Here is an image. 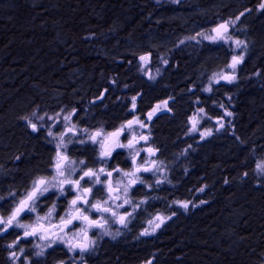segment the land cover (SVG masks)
Listing matches in <instances>:
<instances>
[{"label":"trees","instance_id":"1","mask_svg":"<svg viewBox=\"0 0 264 264\" xmlns=\"http://www.w3.org/2000/svg\"><path fill=\"white\" fill-rule=\"evenodd\" d=\"M159 2L0 0V171L3 174L9 169L14 155L28 158L19 164L23 174L36 168L38 163H46L48 159L47 148L40 138L29 134L24 123L23 117L32 118V110L52 107L63 101L79 102L83 97L98 95L102 87L132 86L134 81L147 87L143 78L136 75L140 70L138 56L134 54L136 44L138 47L146 46L149 40L146 34L151 29L159 36H173L170 32L183 30L176 22L154 24L161 19L155 14ZM195 2L202 11L218 7L219 4L218 0ZM260 2L231 0L227 7L210 16L221 18L232 8L233 12L245 8H252L254 12ZM186 14L177 12L175 16L186 17ZM152 15L156 16L149 22L147 19ZM258 18L264 19V15L243 20L244 31L257 36L253 39L255 45L259 43V37L262 40L258 32L262 23ZM211 20L215 21L207 16L204 22L210 23ZM122 25L124 27L120 30ZM125 35L133 39L134 46L129 44L132 52L110 53L117 40L120 51L129 50L122 39L126 38ZM258 45H262V42ZM167 55L171 66L166 69H171L180 56L173 51H167ZM209 56L203 55V64H209V60H203ZM252 57L254 66L249 63L247 69L251 71L250 75L247 70L242 75V78L248 76L252 79L238 86L241 93L236 94L231 90L224 93L222 84L217 88L218 100L222 105L231 106L230 100L235 104L240 114V118H237L238 133L248 144H256V140L264 136V85L255 81L260 74L264 80V48ZM199 66L197 64L195 68L183 72L182 68L176 72L170 70L168 76L171 80L186 71H192V75L194 71V75L205 72L200 71ZM205 79L204 75L195 86L200 92L205 89ZM184 87L169 83L163 89L155 86L145 91L146 99L169 94L175 100V117L170 122L164 119L159 124L157 138L166 153L172 151L174 141L180 139L184 112H189L191 106L196 105L198 96L195 95L180 100L178 94ZM205 95L201 92L202 100H205ZM249 147L241 148L233 140L227 142L225 137L198 147V152L191 154V157L196 156L192 167L186 165L185 174L175 173L182 179L177 184L173 183L179 188L183 199L191 198V211L195 209L194 205H198V209L186 217H179L173 226L170 224L159 233L154 244L108 246L100 260L106 264H134L153 252L156 264H263L264 191L252 185L247 177L244 178L251 162ZM181 151L182 147L177 152ZM201 188L204 190L199 191ZM205 191L206 194L212 193L210 198L200 194H205ZM165 196L162 195L160 199L165 200ZM167 197L171 198V194L167 193ZM204 199L208 204L203 207L201 201ZM0 264H3L1 241Z\"/></svg>","mask_w":264,"mask_h":264},{"label":"flooded vegetation","instance_id":"2","mask_svg":"<svg viewBox=\"0 0 264 264\" xmlns=\"http://www.w3.org/2000/svg\"><path fill=\"white\" fill-rule=\"evenodd\" d=\"M256 7L254 11H257ZM245 9H251L250 12L253 11L252 8ZM245 9L233 12V16H229L227 14L221 17L220 22L229 18L235 19V17ZM137 60L138 63H140L139 56ZM149 69L150 70L147 72L146 77H143L142 71H138V74L136 72L137 77L143 78V82L147 85V87L137 85V81L132 82V86L125 84L124 86L118 87H102L98 95L83 97L79 102L63 101L57 103V105H53L52 107H38L37 109L32 110V112H30L31 117L33 112H35L37 116H44L45 114H47V116H52L56 112H60L61 109H65V112L61 114V118L55 126H53L51 121H47V117H45L44 127L38 133L32 132L31 128L27 126L26 122H24L28 127L27 131L29 132V134H31L33 137L40 138L42 145L47 148L48 159L46 163H38V166L36 168L34 167L31 169V171L23 174L21 172L19 164L24 163V159L27 160L28 158H25L26 156H22L23 158L20 157V160L18 161L15 159V157L19 155H14V157L11 158L12 160L11 162H9V169H7L4 174L0 171V196L6 198L5 201H0V205H2V207H0V215L6 216L7 210L13 203L11 198L8 196L9 192L20 193L23 190L29 188L31 180L36 176L44 175L51 177L53 173L50 165L52 163L53 157L55 156V146L60 133L64 132L65 130V122L63 121V116L70 112L73 108L77 109V114L73 116L71 123L75 124L80 130L87 129V132L78 131L75 136H73L71 133L65 136V143L67 145L66 154L72 161L75 162L74 167L76 171L72 174L71 178L77 179L78 176L82 174L81 170L87 171L88 168L99 169L100 167H104L107 170L111 171L112 168L119 165L125 171L131 170V163L128 159L127 149H117V151L113 153V157L109 159L107 163H104L99 159L98 145H93L91 142L81 144L80 141H87L88 136L100 127H103L106 132H112L117 129L122 123H125L129 119H132V114L129 113V108L131 107V97L137 96V110L135 112V115L139 116L141 119H144V116L162 101L168 100V108L171 109V111H167L165 109L161 112H158L149 123V127L147 129H140L138 127L135 129L137 135H139L141 132H143L145 135H149L148 142L141 141V143L137 145V149H147L149 147L158 149L156 154L151 157L148 156L146 151H142L140 153V156L137 158V162L139 164H143L144 160L147 159L149 161V164L144 165L147 167L150 166L151 160H155L158 167L154 169L153 172H141L139 175L145 181V184H137L132 189H130L129 193L127 194V198L130 199L134 204L139 203L140 201H145L144 203L140 204L138 211H142V209H145L143 214L155 217L157 212L154 208L150 207V205H157L158 209V206H161L162 201H164L163 199H160V197H162L163 195L160 193V191H163V188H169V185L170 187H173V183L170 184L169 182V180H173L172 173L171 176L166 179V181L165 178H163V173H159V171H163V168L160 166L167 162L166 160L172 152L166 153L165 151H163V145L158 141L157 136L159 131V124H161L164 119L167 122L173 120L172 117L175 113V100L169 94H160L149 99L145 98V91L148 89H153L152 85H149V83L151 82V79H149V75L156 76L160 74L157 73V67L155 66V64H152ZM247 72L250 75L251 71L247 70ZM233 90H239V88ZM102 93L103 99H97V97L101 96ZM138 93L140 95H137ZM170 97L172 99H169ZM226 98L229 99V97ZM112 100H114V103L111 102ZM195 104L196 106L198 105V103ZM196 106H191L190 111L194 110ZM200 108L202 107L200 106ZM189 114H191V112H188L187 116ZM32 119L35 123V117H32ZM49 128H51L53 136H48L47 133ZM221 133H215L213 131V134L203 141L199 136H196V138L199 145L204 141L210 139H212V142H218V140H221L223 138V136H220ZM130 135L131 134L129 133L126 136H122L121 142L127 143V138H130ZM232 136L233 138H231V141L233 140L236 145H238V141L239 145L243 143L245 144V147L248 145L250 146L249 155L251 158V162L249 163L247 175L244 178L247 177L252 185H255L256 188H261L264 191V179H259L257 177L258 173L255 171V163L260 159H264V136L262 139L256 140V144H254L255 142H253L252 144H248L240 137L238 133L237 121L235 122V124H233ZM69 140H71V142H69ZM49 141H51V143H49ZM189 151H191V148H189ZM80 160H84L85 164L81 165L79 163ZM170 171H172L171 168ZM121 178V176L114 173L112 178L113 183L115 184V181ZM101 179H103V177H101ZM157 180L161 181V183L157 184ZM126 182L127 181L125 179V183ZM147 185H151V187H148ZM83 186L88 187L89 185L84 184ZM121 195L122 199L116 202L118 204L123 203V194ZM71 198L72 193H69L67 199ZM105 198L106 196L103 192H95L94 199ZM165 198L167 202L170 200L166 196ZM53 201H56L57 203V213L63 214L64 210L67 207V200H56L54 196L48 199L42 198L37 202V213L31 214L29 216H22L20 218V223H34L36 215L38 214L43 216L48 211V208L51 207ZM155 202L156 204H154ZM116 210L119 214L123 215L125 214V211L131 212L132 206L125 204L122 208ZM91 215L93 219H99L98 213H92ZM109 215L110 214L104 215V218L108 220V223L105 225L106 231L105 229L99 228H94L90 231L89 235L96 240V244L92 250L84 253L82 257L80 256L79 252H69L67 247L64 244L60 243L53 245L51 248L44 249V254L42 256L36 255V253L40 251V248L37 247V245L43 246L44 242L39 240L38 237H28L26 240H22L15 248L17 255L20 257L15 262V264H25V257L29 258L31 264H58L59 261H65L66 264H106V262H102L100 260V257L102 254H105L108 246H116L117 244L133 246L146 243L154 244L156 238L159 237V233L163 232V230L168 228L170 225L169 220L166 224L162 225L160 230H156L151 235H141V233L146 228L151 231V227L148 228L146 225L141 230L140 221H142L143 219L142 215L136 216L137 214L134 212L127 221L126 225H121L118 221L110 219ZM173 217V214H171V218ZM56 219H58V216L54 217L53 222H55ZM131 222H133V225L131 224ZM137 223H139V227H137ZM23 231L24 230L21 228H12L9 230L8 234H0L1 248L3 251V264H13V262L8 258L9 249L7 248V245L11 243L17 235L22 236ZM116 241L119 242L116 244ZM20 248H23L25 250L23 254L20 253ZM148 260H152L153 264H156L153 252L149 253L145 257L140 258L138 262L134 264H146V261Z\"/></svg>","mask_w":264,"mask_h":264},{"label":"snow or ice","instance_id":"3","mask_svg":"<svg viewBox=\"0 0 264 264\" xmlns=\"http://www.w3.org/2000/svg\"><path fill=\"white\" fill-rule=\"evenodd\" d=\"M173 3H180L181 0H172ZM251 9H245L241 12L235 19H227L218 23L215 27L211 28L208 33L199 32L197 36L203 37L205 40L211 42L224 41L227 43L231 41L237 49L247 48V43L245 41L235 39L229 34L230 29L233 28L237 21L240 20L245 13L250 12ZM257 11H264V0L258 5ZM188 39V38H186ZM190 39H196V37H191ZM184 43V41H180ZM139 61L141 64V70L150 64L151 53H146L139 56ZM244 54L243 52L238 55H233L231 61L226 65L227 71H222L219 74L214 73L212 81L215 83H220L224 81L226 83H234L238 77L236 75V70L238 66L243 64ZM163 63L167 64L168 61L164 60ZM258 74V73H257ZM149 79H153L149 75ZM211 86H209L205 91H211ZM137 95H140L139 93ZM97 99H103V93ZM169 99H172L171 97ZM231 99V97H229ZM137 96L131 97V107L129 108V113L132 114V119L127 120L122 123L117 129L112 132H106L103 127L96 129L88 136V140H81V144L91 142L93 145L99 146V159L107 163L109 159L113 157V153L117 149H127L128 159L131 163V170L125 171L119 165L112 168L111 171L104 167L99 169L88 168L87 171H82V174L78 176L77 179H73L72 174L76 171L74 164L75 162L70 159L66 154L67 145L65 143V136L71 133L73 136L77 134L78 131L87 132V129L80 130L75 124H72V118L77 114V109L73 108L70 112L63 116V121L65 122V130L60 133L55 146V156L53 157L50 168L52 170L51 177L48 176H36L30 182V187L23 190L20 193L9 192L8 196L12 200V205L7 210V215H0V234H8L9 230L12 228L23 229V235H17L16 238L7 245L9 249V260L15 264V262L20 258L15 251V248L19 245L22 240H26L28 237H38L39 240L43 241V246L37 245L40 251L36 255L42 256L44 254V249L51 248L53 245L58 243L64 244L69 252L76 253L79 252L82 257L84 253L92 250L96 244V240L93 239L89 233L94 228L105 229V225L108 220L104 218L105 214H110L109 218L118 221L121 225H126L129 218L133 215L140 204L145 201H140L139 203H133L127 198V194L130 189H132L137 184L144 185L145 181L139 175L141 172H153L156 169L157 163L155 160H151L150 166H144L149 164V161L144 160L143 164L137 162V158L140 156L142 151H146L148 156H154L158 149L149 147L147 149H137V145L141 141L148 142L149 135H145L141 132L139 135L136 134L135 129L138 127L140 129H147L149 123L152 121L153 117L156 116L158 112L162 110L171 111L168 108V100L162 101L160 104L156 105L150 112H148L144 119L135 115L137 110ZM221 108L224 105H220ZM65 112V109H61L60 112H56L52 116H37L35 112L32 113V117H35L37 123L33 122V119L26 116L23 119L26 121L28 127L31 128L32 132L38 133L43 127L45 122V117L47 121H51L53 126L60 120L61 114ZM205 110L199 108L194 112L192 116L189 117L191 127L189 132L198 131V125L200 119L203 118ZM233 113L224 110V115L217 119L216 131H220L225 127L224 120L225 117H231ZM131 134L130 138H127V143L121 142V137ZM48 136H53L51 128L48 129ZM213 134V129L208 128L200 132V138L205 139ZM71 142V140H69ZM51 143V141H49ZM191 147V146H189ZM15 159L18 161L20 157L17 156ZM81 165L85 164L84 160H80ZM255 171L264 176V159H260L255 163ZM121 176V179L113 183V174ZM246 176L247 173H244ZM103 177V179H101ZM126 179V183H125ZM157 184L161 181L157 180ZM225 183H228L225 180ZM84 184H88V187H84ZM99 186V187H98ZM151 187V185H147ZM103 192L106 196L105 199H94L95 192ZM201 188L199 191H203ZM69 193H72V198L67 199ZM123 203H116L122 199ZM55 197L56 200L65 199L67 200V207L63 214L57 213V203L53 201L51 207L43 215H36L35 221L32 224L20 223V218L22 216H29L31 214L37 213V202L42 198L48 199L50 197ZM6 198L0 196V201H5ZM173 203L179 204L180 207L187 209L189 207L190 201H173ZM201 203H206V201H201ZM125 204L132 206V211H125V214L121 215L116 209L122 208ZM2 207V205H0ZM92 213H98L99 219H93ZM175 215V213H173ZM58 219L53 222L54 217ZM171 217H165L157 214L153 219L148 221L151 226V231L145 229L141 235H151L157 229H159L166 220H170ZM106 231V229H105ZM24 249L20 248V253H24ZM25 264H31L29 258L25 257ZM58 264H66L65 261H59ZM146 264H153L152 260L146 261Z\"/></svg>","mask_w":264,"mask_h":264},{"label":"rangeland","instance_id":"4","mask_svg":"<svg viewBox=\"0 0 264 264\" xmlns=\"http://www.w3.org/2000/svg\"><path fill=\"white\" fill-rule=\"evenodd\" d=\"M159 1L160 2L157 3L159 6H156L157 11L155 14L159 15L161 19L158 20L157 22L155 21L154 24L158 25V24H161L162 22H164L165 24L169 22H176L178 24V27L182 28L183 30L177 29L173 32H170V34H172L173 36H170L169 34H163L161 36L156 35L154 34L155 30L153 29L147 32L146 37L147 39H149L148 43L146 44V46H143V47L142 46L138 47V45L136 44L137 48L134 47L136 48L135 49L136 52L134 54L136 56H140L150 51L151 52V62L149 65H147L144 68L143 71L141 70V68L139 71H142L143 77H146L147 72L150 70L149 67L152 66V64H155V66L157 67V73H160V74L156 76L152 75L153 79H151V82L149 83V85H152V87L157 86V88L159 89L165 88V85H168L169 83L170 84L172 83L173 85H176V86L177 85L185 86L184 88H181V91L178 94L179 97H181L180 100L184 101L185 96H188L189 98H191L190 95L192 96L195 95V97L198 96L197 97L198 102L196 101L195 103L200 104L201 102L200 106L205 110V114H206L203 116L202 119H200V123L198 125L199 130L195 132H189V128L191 127L189 117L192 116L194 112L200 108V106L195 105L196 108H194V110L192 111H189L191 112V114H189L188 116H187L188 111L184 112L185 116L183 119V125L181 129L182 132L180 131L179 133L180 139L174 141L172 151H170L172 153L169 155L170 159H167L166 160L167 162H165L162 166H160L163 168V171H159V173H163V178H165V181L169 176H171V173H172L173 180L172 181L169 180V182L170 184L171 183L177 184V181L181 182L182 177H180V175L185 174L184 170H185L186 165H188L189 167L190 166L192 167L191 163H193V160L196 156L191 157V154L198 152L197 151L198 147L202 146L203 144L212 143V139H210V140L204 141L203 143L199 145L196 136L200 137V132L204 131L205 129L211 128L213 129L215 133L222 132L220 136H223V137L225 136V138L227 139V142H230L231 138H233L232 136L233 124H235L238 117L240 118V114L239 112L237 113L236 106L231 100H230L232 102L231 106L228 107L224 105L223 108L219 107V104L221 105V101H218L217 99L218 98V92H217L218 86L217 85L222 84L223 88L225 89L224 93H228L227 90L237 89L239 88L238 86H242L245 83H247L249 79H252V78H248V76H246L245 78L243 76L242 78V75L243 74L245 75L246 70L248 69L249 63L250 65L251 63H253L252 66H254V62H252L254 61V59L253 57L251 58V56H254L255 53H258L259 51L262 50V48H264V19L258 18V21H261L262 23V25L259 28L260 31L258 32L262 36V40H263L262 41L261 37H259L258 44L262 42V45L253 44L254 43L253 39H255L257 36H253L251 34L253 32L249 33L248 31H244L245 24H243V20L245 18L250 19L253 17L257 18V16H263L264 11H254L250 13L249 12L245 13V15L242 16L240 20L236 22L235 26L230 29L229 34L232 36L233 40L239 39L247 43V48L245 50L242 48L237 49L231 41H228L227 43H225L224 41L211 42L209 40L203 39V37L197 36V33L199 32L208 33L211 28L215 27L220 22V18H215V15H212V16L210 15L214 13L215 14L218 13L225 6L227 7V5L231 2V0H218L219 2L218 7H215V8L212 7L209 10L206 9L204 11H202V9H200V7H198V5L195 4L196 3L195 0H181L180 3H173L172 0H159ZM256 8H258V6ZM177 12H187L188 14H186V17L183 15H179L176 17L175 15L177 14ZM228 12H229L228 13L229 16L234 15L233 8L231 10H228ZM242 12H244V10ZM121 14L122 16H124V13H121ZM169 15H172V16L169 17ZM155 16L156 15L154 16L152 15L147 20H149L150 22ZM207 16H209L210 18H213L215 21L211 20L210 23L204 22L205 17ZM123 27L124 25L121 26L120 30ZM109 32H113V31H109ZM125 36L126 38H122V39H124L125 42L128 44L127 48L129 50L125 49V51L124 50L120 51L119 43H118L119 40L117 41L113 40L115 41L113 45L114 48H113V51L109 50L110 53L119 52L120 54H126L131 51L129 44L134 46L133 39L128 37L127 35ZM191 37H196V39H190ZM119 39L120 41H123L121 38ZM180 41H184V43L181 44ZM167 51H173L174 53L177 52V54L180 56V60L177 61L179 63L175 62L174 66L171 69H166L171 66V63L168 64L169 60H168ZM242 52L244 54V62L243 64L238 66L236 70V75L238 79L234 83L229 84L224 81H220V83L217 84L214 81H212V77L214 73L219 74L222 71H227L226 65L231 61V57L233 55L241 54ZM203 55L205 57L206 55L207 56L210 55L209 57L203 59L207 62L209 60V64L202 63L201 60H202ZM164 60H167L168 63L167 64L163 63ZM180 61H183V62H180ZM197 64L200 65L199 70L205 71V72H199L194 75L195 73L194 71L192 75L191 73L192 71L191 72L189 71V73L186 71L185 73H181V75L179 76L181 78L174 77L170 80V77L168 76V73L170 72V70L176 72L182 68L183 69L182 72H183L184 70L195 68ZM139 65L141 66L140 63ZM204 75L206 78L205 79L206 80L205 89L211 86L212 90L205 91V89H203L201 92L205 93L206 95H205V100H202L201 92L195 86L196 84H199L201 82V79L204 77ZM255 81L258 84H261V86L264 85V80L261 77V74L257 76ZM188 89L189 91H186ZM233 92L238 94V93H241L242 91L233 90ZM222 98H226V96H223ZM186 107L187 105L185 103V108ZM224 109L231 111L233 115L231 117H225V120H224L225 127L222 128L220 131H216V128L218 127L216 120L222 115H224ZM173 117H175V113ZM35 123H37V121ZM207 138L208 137H206L205 139ZM205 139H202V141ZM237 144L239 145L238 141H237ZM240 146H242L241 148H244L245 144L241 143L239 147ZM181 147L183 148V151H181L180 153L177 152ZM188 147L191 148V150L193 151H189ZM183 162L185 163V166ZM170 168L172 169V171H170ZM186 172H187L186 174H189L188 171ZM175 173H180V175L177 176L175 175ZM257 177L261 180L264 179V176H261L259 174H257ZM174 184L172 185L173 187H170L169 185V188L167 189L163 188V191H160L161 194L163 195L166 194V197H167V193L169 195L171 194V198H169L170 196L168 197V199H170L168 202L163 199L164 201H162L161 206H158V209H157V205L151 204V206H153V208L157 212L156 215L159 214L165 217H169V216L171 217V214L175 213V215H173L174 217L171 218L169 222L171 226H173V224L177 222L179 217H186L190 214V212L198 209V205L197 206L194 205L195 209L191 211L190 206L187 209H184L180 207L179 204L173 203V201H190L189 199H191L189 198L188 200H185L186 199L185 197L183 199L182 195H180L178 192L179 188L177 187L178 188L177 189L176 186H174ZM200 194L207 196V199L210 198V196L212 195L211 192H208L206 194V191H205V194L203 193H200ZM203 201H205V199ZM154 204H156V202ZM207 204H208V201H206V203H203V207L206 206ZM144 211L145 209H142V211L141 210L138 211V208L135 211V213L137 214L136 216L142 215L143 217L142 221H140L141 230L143 229L145 225L148 228H150L151 226L148 224V221L154 218L150 215L143 214ZM168 221L169 220H166L164 224H166ZM131 224L133 225V222H131ZM136 225L137 227H139V223H137ZM161 227L157 230H160ZM118 242L119 241H116V244Z\"/></svg>","mask_w":264,"mask_h":264},{"label":"bare ground","instance_id":"5","mask_svg":"<svg viewBox=\"0 0 264 264\" xmlns=\"http://www.w3.org/2000/svg\"><path fill=\"white\" fill-rule=\"evenodd\" d=\"M223 16V15H222ZM241 26V25H240ZM247 30V29H246ZM145 31V30H144ZM204 31V30H203ZM231 94V93H230ZM83 101V100H82ZM232 101V100H231ZM228 102H229V100H228ZM67 103V102H66ZM61 105V104H60ZM28 108V107H27ZM34 109V108H33ZM207 109V108H206ZM188 110V109H187ZM29 115V114H28ZM35 136H36V134H35ZM223 173V172H222ZM204 174V173H203ZM259 177V176H258ZM254 187V186H253ZM256 187V186H255ZM200 235V234H199ZM146 240V239H145ZM165 240V239H164Z\"/></svg>","mask_w":264,"mask_h":264}]
</instances>
